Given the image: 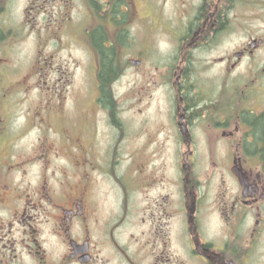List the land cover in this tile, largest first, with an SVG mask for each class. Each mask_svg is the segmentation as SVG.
<instances>
[{
  "label": "flooded vegetation",
  "instance_id": "flooded-vegetation-1",
  "mask_svg": "<svg viewBox=\"0 0 264 264\" xmlns=\"http://www.w3.org/2000/svg\"><path fill=\"white\" fill-rule=\"evenodd\" d=\"M167 2L0 0V264H264V0L170 1L181 32L162 72L165 123L136 118L129 167H100L95 114L119 128L110 142L126 137L101 50L116 57L122 33L137 37ZM104 22L114 36L99 46ZM230 39L242 44L201 48ZM146 45L151 60L159 42ZM91 56L97 97L68 109L58 76L84 82ZM39 92L48 101H26Z\"/></svg>",
  "mask_w": 264,
  "mask_h": 264
},
{
  "label": "rangeland",
  "instance_id": "rangeland-1",
  "mask_svg": "<svg viewBox=\"0 0 264 264\" xmlns=\"http://www.w3.org/2000/svg\"><path fill=\"white\" fill-rule=\"evenodd\" d=\"M170 1L165 4L163 10L158 12L157 10H153L151 17H149V21L145 22V19H141L139 23H134L133 33L140 31L138 38H126V43L131 42L124 47L123 52H119L116 54V60L119 66L120 76L113 83L112 89L114 93V97L116 101H118V118L120 123H123V127L125 130L124 134L126 137L121 139H116V141L110 142L109 136H115L119 133V128L117 129L112 122H110L109 116L106 115L105 112L100 111L95 114L97 118V125L95 129L97 135V141L99 143V161L100 167L102 171H109V168L112 167L115 172H124L125 169L129 167L132 161V155L128 152V148L135 142V139L132 138V131L134 132V124L137 122L136 118H141L142 120L147 119V126L153 127L156 124L165 123V119L167 118L166 114L163 112L165 101H167V95L170 96V92L165 88V86H160L161 79L163 77L162 72L164 71V66L166 64L167 57H170L173 54H177V46L174 45L173 36L175 34H179L181 30H179L180 22L174 15L176 10L171 8ZM144 21V22H143ZM105 23V22H104ZM106 24V23H105ZM143 24V25H142ZM103 27L105 30V35L107 38V34L110 36H114L115 28L110 27V25ZM143 27V28H142ZM181 27V26H180ZM149 32L154 36L148 38L146 33ZM137 38V39H136ZM153 38V39H152ZM109 40V38H108ZM136 40V41H135ZM158 40V41H157ZM159 42L160 52L156 54V57H152L151 60L147 59L144 56H141L137 52L144 51L150 49L146 44L152 45ZM133 43V44H132ZM173 44V46H172ZM242 44L241 40L238 39H230L229 41L222 43L218 42H202V47H213L212 52L210 54H216L221 51L233 50L239 47ZM216 47L217 50H216ZM135 49V51H133ZM156 50V49H155ZM169 51V53L167 52ZM206 59H211L212 57L208 55H202ZM85 59V56H82ZM131 58H141V66L139 68H135L134 65L130 62ZM156 59V60H155ZM93 57H90L89 62V71L87 78L83 80L81 79V75L79 73H75L74 82L67 83L66 78L70 76L68 74H60L58 77L61 78V85L57 87V95L59 97V101H66V105L68 109L71 107V103H75L74 109L78 108L81 101H89L90 107H92V101H94L97 97V93L95 92L96 82L94 78V67H93ZM209 71L205 72H195L193 75V83L196 85L200 84L203 80L205 83H208L210 74ZM212 72V71H210ZM200 73V76L199 74ZM201 77V78H200ZM87 81L88 85L85 83ZM81 83H84L82 91L80 90ZM208 85V84H207ZM215 89V75L213 76V89ZM57 101V99H55ZM26 101H48V98L42 93L39 92L36 96L34 94H30L26 96ZM137 101H141L139 103V107L144 109V105L148 107L145 115H136L135 109L137 108ZM162 101V108L160 109L158 104ZM91 113V112H90ZM141 120V121H142ZM160 121V122H155ZM140 122V121H139ZM168 124V123H167ZM136 125V124H135ZM169 125V124H168ZM167 127V125H164ZM122 130V128H121ZM30 134H33L30 133ZM135 135V134H133ZM29 136V135H28ZM137 136H141L138 132ZM141 139H139L140 141ZM115 143V145H114ZM113 146L116 149L121 147V152L116 153L117 150H112ZM116 153V154H115ZM155 155V154H154ZM96 157V155H94ZM116 156V158H114ZM146 156L149 160L152 159L153 155L150 151L146 153ZM163 158L167 163H172L174 161L173 154H164ZM167 158V159H166ZM161 158L156 159L154 157V163L158 164ZM93 161V159H92ZM115 161V165H114ZM94 162H97L94 160ZM101 171V173H102ZM100 173V172H97ZM104 174V173H103ZM104 178H110V176L103 175ZM112 177V176H111ZM114 178V176H113Z\"/></svg>",
  "mask_w": 264,
  "mask_h": 264
},
{
  "label": "trees",
  "instance_id": "trees-1",
  "mask_svg": "<svg viewBox=\"0 0 264 264\" xmlns=\"http://www.w3.org/2000/svg\"><path fill=\"white\" fill-rule=\"evenodd\" d=\"M123 35V34H122ZM126 35H123L122 38V42L125 41L124 37ZM104 38V35H102V33L100 34V37H98V44L100 46L101 43V39ZM97 39V38H96ZM124 44V43H123ZM114 50L115 47H110L108 49H104L102 48L101 50V57H102V65L104 66V70L102 73L99 74V76L101 77V79L103 80L104 84H105V92L103 93V95L105 94V101H112L111 98V94L108 90L107 84L109 81V77L111 76V80L115 77H117L120 74V69L117 63V58L114 56Z\"/></svg>",
  "mask_w": 264,
  "mask_h": 264
}]
</instances>
